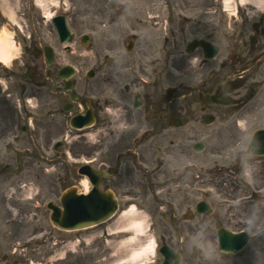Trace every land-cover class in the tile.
<instances>
[{
	"label": "flooded vegetation",
	"instance_id": "obj_1",
	"mask_svg": "<svg viewBox=\"0 0 264 264\" xmlns=\"http://www.w3.org/2000/svg\"><path fill=\"white\" fill-rule=\"evenodd\" d=\"M12 1L0 0V30L6 27L19 39L22 58L17 64L12 62L8 66L14 72L9 76L0 63V133L11 139V143L0 149V154L5 153V158L0 159V264H30L34 257L27 253L26 237H33L42 228L38 225L28 227L25 217L39 214L42 208L35 203V207L26 208L17 199L27 187H36L45 168L57 172L59 165L63 168L73 165L74 147L68 145L70 148L66 150L65 143L58 145L53 140L65 132L66 138L73 136L76 129L70 125V119L81 114L91 115L94 120V124L84 128L82 133L85 144L80 153L85 163V192L92 188V178L99 171L98 191L110 193L118 208L97 228L86 229L82 253L70 251L55 256L63 247L61 243L35 255L39 264H115L122 252L120 242L134 235L133 230H121L122 225L132 220L125 216L131 209L145 217L146 227L137 236L140 246L146 245L151 237L158 243L157 251L144 264H164L165 258L159 251L162 245L171 249L178 264H251L256 258L259 259L257 264H264V233L259 235L257 248L252 252L245 247L237 253H229L227 262L220 261V212L217 214L216 210L232 207L234 200L242 195L238 189L242 190L243 186L236 182L237 174L229 173L233 168L226 164L220 176L204 174L202 154L197 150L199 143L206 145L204 141H211L215 150L221 152L224 133L232 132L234 121L240 117L233 113L214 114L220 127L209 134L203 114L204 109L211 111L208 96L212 93L232 96L234 89L245 88L248 83L254 88L255 79L260 75L263 77L256 88L261 92L258 100L253 101L252 96L246 94V99L234 98V103L247 105L250 116L264 109V61L260 62L261 69L252 72H248L245 65L244 73L238 75L244 77L243 83L234 87L231 80L235 74L229 69L232 58L226 51L222 56L226 61L224 67H218L219 57L212 60L214 68L205 82L206 86L210 83L209 90L203 88L199 94H180L175 89L171 96L155 95L149 89L150 80L136 76V68L140 74L152 76L146 72L145 65L153 48L137 47L138 37L129 31L137 28L130 17L149 26L153 0H147L145 18L126 11L131 1L137 3V0H99L100 19L104 21L111 16L113 25L120 24L117 29L120 30L119 38L124 39V51L116 45L108 48L93 78L65 79L61 77L65 73L55 49H50L53 53L51 64L46 56L49 44L45 39L49 34L56 36L53 23L46 20V10L51 11L54 2L47 0L43 8L36 0H19L15 19H12L9 16ZM74 1L68 0L69 3ZM211 6L213 1L206 0V7ZM55 13L58 14V10ZM65 16L73 25L71 15ZM72 27L76 29L75 25ZM135 49L140 50L138 55H131ZM163 50L166 55H174L172 63L176 69L185 67L186 59L191 61L190 56L176 47L166 46ZM114 53L120 56V65L104 70L105 64L110 66L114 61L108 60V54ZM101 74L103 78L94 79ZM163 74L171 75V71L164 70ZM122 76L128 79L123 86L120 84ZM139 81L146 84L140 86ZM110 89L115 95L106 94ZM110 107L113 109L108 110ZM175 117L184 118L185 125H173ZM250 121L248 117L246 122ZM240 171L241 168H237V172ZM67 173L71 179L75 178L73 168ZM262 176L254 177L259 189L264 187ZM204 189L211 192L204 194ZM203 201L214 207L216 213L204 215ZM233 213L234 210H228L227 216ZM246 214L242 220L254 230L264 225V210Z\"/></svg>",
	"mask_w": 264,
	"mask_h": 264
},
{
	"label": "rangeland",
	"instance_id": "obj_2",
	"mask_svg": "<svg viewBox=\"0 0 264 264\" xmlns=\"http://www.w3.org/2000/svg\"><path fill=\"white\" fill-rule=\"evenodd\" d=\"M197 1V2H196ZM204 1L205 0H153V3L150 7L149 12V26L146 27L143 24L138 23L135 21V18L130 17L131 20L134 22V30H129L130 33H135L138 37L137 39V47L139 46H151L152 53L146 59V72H150L152 76H144L140 74L139 69L136 68V76L138 78L144 77L149 79L150 82L148 83L149 89L153 91L155 95L166 94V90L170 85H182V93H195L198 92L199 88H202L204 85V79L206 78L207 72L212 68L209 64L204 67H199V60H195V58L199 57L197 50L194 54L192 62H189L188 59L186 61L185 67L177 68L172 62L167 64L168 60L173 58L172 55H166L165 51L163 50L166 46L176 47L178 49L184 50L185 44L191 40L193 37H201L204 36L208 31L211 32L214 36V39L220 46H227V39L224 37V34L227 33V30L231 31L228 27L227 23L229 19L225 16L223 11L221 10V2L222 0H218L217 5V12L212 11V13L204 11ZM210 1V0H209ZM214 1V0H211ZM215 2V1H214ZM216 3V2H215ZM71 4V5H70ZM70 10L69 13L72 18V23L75 25L77 36L74 40L70 43L69 47H64L59 42H57L56 37L53 34H49L45 42H52L56 45V51L58 55V61L60 64L64 63H73L79 69L78 74L75 76L76 78H84L86 70L97 63H102L104 61V52H107V49L113 45L119 46L120 50L123 52L122 42L123 38H119L120 30L117 27H120V24L117 25H108L106 21H102L100 19V8L101 4L99 0H75L74 2L70 3ZM148 2L147 0H137L136 2L131 1L127 6V13L133 16H139L145 18V10L148 9L147 7ZM216 5V4H215ZM209 9V8H207ZM213 9L215 7L213 6ZM143 10V12H141ZM125 11V12H126ZM154 14V17L151 15ZM252 14V13H250ZM239 19L240 17H245V11L243 9H239ZM249 19V16L247 17ZM258 17L255 16L254 19ZM261 18L264 19V16ZM232 23V21H231ZM107 24V25H105ZM87 30H92L93 36V44L92 48L88 49L84 45L79 42V35ZM184 33V34H182ZM262 46H264V41L262 40ZM237 46V43L235 44ZM139 49H135L131 55H138ZM13 55H20L21 50L20 48H13L12 49ZM115 59L113 63L108 66L105 64L103 66L104 70H113L115 67L120 65L121 61H119L120 56L114 53ZM185 56H189L185 54ZM152 60H157V66L152 67L151 62ZM183 61L180 60V63ZM11 63V62H10ZM175 66V67H174ZM199 67V68H198ZM158 69V71H156ZM170 70L171 75H165L162 73L163 70ZM9 75V72L6 74ZM104 75L96 76L94 79L98 80L103 78ZM128 79L124 76L121 77L120 84H123ZM141 80V79H139ZM142 81V80H141ZM241 79H236L235 82L232 81L234 85H240ZM140 86H144L146 83L142 84L139 81ZM209 87H205L207 89ZM119 86L117 87V90ZM240 90H235V94L238 95ZM107 95H115L114 92L110 90L106 91ZM240 93L238 97H242ZM259 96H256L254 101H257ZM215 111L219 112H228V108L217 106L215 104H211ZM233 112H240V117L234 121L231 129L232 132H225L224 133V143L231 141L229 146L225 148L224 155H226L224 159H229V162H232V166L234 168L243 167L245 171H250L249 175L241 173V177H243L246 181L251 182V186L258 185L253 184L252 182L255 181L254 177L256 178L257 175L262 174V178L264 177V162L254 163V158L252 155L248 153L249 147V139L253 134V131L260 126H264V110L260 111L256 114L249 115L245 112L247 107L243 104H238L237 107L232 109ZM231 111V109H230ZM229 111V112H230ZM250 117L251 121L246 122L247 118ZM249 128H245L246 126ZM220 125L217 122L216 124L212 125V127L207 128L208 133L216 132L219 129ZM60 137V136H59ZM62 138V137H60ZM83 136L77 131L75 133V139L73 140L72 146L75 150V155L80 156L79 149L83 146ZM215 149L214 144H210V149L207 148L203 151L202 156L205 161L204 164V172L207 174H218L221 171V167L217 169L218 173L214 169V160L218 158V156L213 155L211 150ZM75 156V157H76ZM4 158L3 156H1ZM223 158V157H222ZM219 158V159H222ZM251 163L253 167L251 168ZM247 167V168H245ZM77 169H75V179L80 177L81 175L77 173ZM61 170V169H60ZM57 180H55L54 176H51L50 173L43 174L40 182L36 185L38 187V191L36 193H32L33 199H25V200H18L19 203L28 208V207H35L34 205L29 203V200L35 202L36 200L39 201V205L41 206V212L37 215H27L25 217V221L28 224V227L32 228L36 225L43 227L40 232H45L47 230H54V236L56 239L53 238L54 241H58L57 238H61L64 236V233L58 229H56L50 219H49V210L46 208V204L48 201L52 200L56 203L60 202V196L65 188L73 185L76 181L75 179H71L70 176H65L67 178L64 180V177L59 171L57 176ZM64 180V181H63ZM259 180H257L258 183ZM264 185V184H263ZM226 186V187H225ZM227 188V185H224ZM244 192L243 190H239L238 192ZM249 188L245 190L244 194H247ZM262 201L260 203H250V204H234L232 207L224 210H220L219 214V221L218 224L226 226L233 230H238L243 228L247 222H243L242 218L246 217V213L250 211H261L264 209L259 208V205H264V190L262 191ZM222 201V200H221ZM223 206V205H222ZM263 208V207H262ZM234 210V213L227 216V211ZM211 217H209L210 219ZM34 225V226H33ZM248 230L253 234L254 230L248 228ZM41 232V233H42ZM264 232V225L262 226L259 232L255 233L252 236V240L249 244V250L252 252L255 248H257L258 236L260 233ZM39 233V232H38ZM37 233V234H38ZM36 234V235H37ZM40 234V233H39ZM38 234V235H39ZM34 235L31 237L27 235L26 237V245H27V253H31L32 256L37 255L35 249L40 246L38 235ZM53 245V243H52ZM92 246V245H91ZM76 253H81L82 248H84V242L79 245H76ZM35 248L33 251L32 249ZM39 248V247H38ZM39 250V249H38ZM52 253V252H51ZM224 261L226 262L229 258L224 256ZM259 261L258 258L252 259L251 264H257ZM264 261V259H263ZM51 263V262H50Z\"/></svg>",
	"mask_w": 264,
	"mask_h": 264
},
{
	"label": "water",
	"instance_id": "obj_3",
	"mask_svg": "<svg viewBox=\"0 0 264 264\" xmlns=\"http://www.w3.org/2000/svg\"><path fill=\"white\" fill-rule=\"evenodd\" d=\"M59 31L62 32L61 29ZM61 38L63 41L71 39L69 35L67 36V33H61ZM199 45L204 47L207 52L213 50L210 43L198 39L190 42L187 50L191 52ZM255 136L256 142L264 141V130H259ZM90 196V198L87 197L90 199L88 201L84 195L78 193L76 188L68 189L62 197L64 210L50 203L49 206L53 210L52 221L61 227L75 228L99 220L100 216L103 215V210L98 209L100 205L97 202L95 203L96 197H93L92 194ZM247 240L248 235L245 232L235 234L224 229L220 231V244L224 251L233 248L237 244L244 245Z\"/></svg>",
	"mask_w": 264,
	"mask_h": 264
},
{
	"label": "bare ground",
	"instance_id": "obj_4",
	"mask_svg": "<svg viewBox=\"0 0 264 264\" xmlns=\"http://www.w3.org/2000/svg\"><path fill=\"white\" fill-rule=\"evenodd\" d=\"M8 1V0H7ZM44 0H38L40 4H43ZM243 1H250L254 4H259L262 2V0H243ZM264 2V1H263ZM9 16L12 19H15L14 12H13V5L12 3L9 4ZM14 46V42L12 40V37L7 29H4L0 33V56L4 61H10L11 59V51L10 48ZM83 189H86V184L83 187ZM125 216H129L132 218L131 221L128 222V224H124L125 226L121 230H133L135 231L134 235L129 236L128 238L122 240L120 242V248L122 250L121 253H119V259L116 260L115 264H132L134 261H140L142 260V256L146 254L148 250H154L155 243L154 241L149 242L146 246H140L139 241L137 239V234L141 233L143 229L145 228V219L144 217H141L143 215L138 214L134 209L129 210L127 213H125ZM123 224V223H122ZM139 244V246H137ZM134 245V246H133ZM128 246H132L131 248H128Z\"/></svg>",
	"mask_w": 264,
	"mask_h": 264
}]
</instances>
